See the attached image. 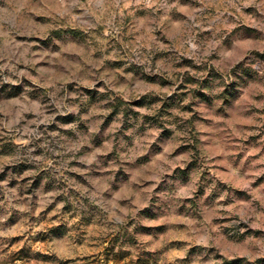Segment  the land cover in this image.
<instances>
[{
  "label": "rangeland",
  "instance_id": "374dc122",
  "mask_svg": "<svg viewBox=\"0 0 264 264\" xmlns=\"http://www.w3.org/2000/svg\"><path fill=\"white\" fill-rule=\"evenodd\" d=\"M0 264H264V0H0Z\"/></svg>",
  "mask_w": 264,
  "mask_h": 264
}]
</instances>
